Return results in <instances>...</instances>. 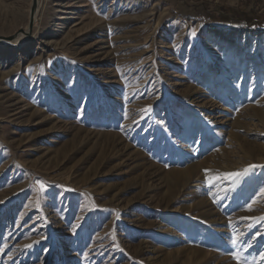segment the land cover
<instances>
[{"label": "rangeland", "instance_id": "rangeland-1", "mask_svg": "<svg viewBox=\"0 0 264 264\" xmlns=\"http://www.w3.org/2000/svg\"><path fill=\"white\" fill-rule=\"evenodd\" d=\"M31 7L0 45V264H264V0H0V36Z\"/></svg>", "mask_w": 264, "mask_h": 264}, {"label": "bare ground", "instance_id": "bare-ground-1", "mask_svg": "<svg viewBox=\"0 0 264 264\" xmlns=\"http://www.w3.org/2000/svg\"><path fill=\"white\" fill-rule=\"evenodd\" d=\"M37 6H38V4H37ZM63 6V5H62ZM38 8V7H37ZM35 14H36V11H35V9L33 10V15L35 16ZM33 16V17H34ZM35 18V17H34ZM24 34V35H23ZM26 34H28V30L27 29H25L24 31H23V33H21V34H19V36L17 37V38H15L14 40H7V39H5L4 37H1L0 36V45H2V46H10V45H16V46H19V44H21L23 41H24V39H25V37H27L26 36Z\"/></svg>", "mask_w": 264, "mask_h": 264}, {"label": "snow or ice", "instance_id": "snow-or-ice-1", "mask_svg": "<svg viewBox=\"0 0 264 264\" xmlns=\"http://www.w3.org/2000/svg\"><path fill=\"white\" fill-rule=\"evenodd\" d=\"M255 167H257V166H256V165H252V166H250L249 169H246L243 173H230V174L228 175L227 178H228V179H231V180H238V179H241V178H243L244 176H246L247 173H248L252 168H255ZM260 167H264V166H260ZM261 191H262V194H264V189H262ZM247 210H248V211H252L251 206H249V208H248ZM259 219L264 220V217H260ZM232 243H233V244L236 243L235 238H232Z\"/></svg>", "mask_w": 264, "mask_h": 264}, {"label": "water", "instance_id": "water-1", "mask_svg": "<svg viewBox=\"0 0 264 264\" xmlns=\"http://www.w3.org/2000/svg\"><path fill=\"white\" fill-rule=\"evenodd\" d=\"M33 7H31V13H30V20H29V27H28V31L30 32L31 31V28H32V24H33ZM14 37V36H13ZM9 40H14L13 38L11 37H8Z\"/></svg>", "mask_w": 264, "mask_h": 264}]
</instances>
